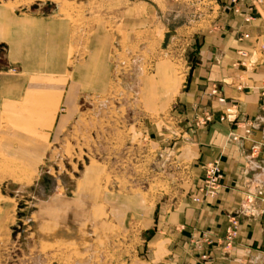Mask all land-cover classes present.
<instances>
[{
	"label": "crops",
	"instance_id": "obj_1",
	"mask_svg": "<svg viewBox=\"0 0 264 264\" xmlns=\"http://www.w3.org/2000/svg\"><path fill=\"white\" fill-rule=\"evenodd\" d=\"M138 10L136 1L120 10L122 22L113 32L102 20L97 21L87 37L85 58L69 69L65 61L66 45L70 44L67 22L65 31L56 18L19 13L14 17L0 5V43L6 46L7 62L18 66V71H0V116L4 114L12 123L6 129L0 126V238L6 235L13 197L29 184L14 177L15 166L26 168L36 180L49 145L60 139L62 127L80 112L75 103L78 94L93 99L109 89L112 56L119 58L123 49L129 55L128 49L138 44V35L150 33L153 27H144V19L134 18ZM241 17V13L219 8L205 29L180 37L188 42V51L195 49L189 55L192 60L183 89H177L175 76L172 82L163 80L166 69L173 73L169 61L154 60L148 76L141 70L143 61L132 58L136 75L129 84L136 98L156 110L180 116L184 127L180 152L196 166L193 181L208 161L216 160L222 170L221 186L214 198L193 202L185 197L177 210L164 215L158 214L159 207L144 205L136 193L97 190L117 226L125 227L129 215L143 214V231L156 230L149 239L153 241L152 256L162 246L172 250L156 264H264V202L254 198L246 204L243 199L246 193H254L264 176V50L258 49L264 42V3L249 22ZM241 33L247 36L240 37ZM239 50L247 56H239ZM48 54L43 65L41 61ZM60 106L63 113L58 112ZM205 111L211 112L213 120L203 127L189 128L193 113ZM63 188L66 196L51 176L39 187L42 197L34 205L37 220L32 224V243L83 239L75 226L83 223H66L64 218L92 211V220L102 212L95 204L81 206L68 216L70 209L62 200L74 191L73 182L64 183ZM228 216L236 218L238 225L231 246L225 248ZM201 254L206 256L204 260Z\"/></svg>",
	"mask_w": 264,
	"mask_h": 264
},
{
	"label": "rangeland",
	"instance_id": "obj_2",
	"mask_svg": "<svg viewBox=\"0 0 264 264\" xmlns=\"http://www.w3.org/2000/svg\"><path fill=\"white\" fill-rule=\"evenodd\" d=\"M134 1L139 9L136 13L139 15L134 18L144 19V27L153 26L151 32L138 35V44L128 49L129 55L123 49L119 58L112 56L114 70L112 69L110 87L105 93L93 99H89L90 96L85 99L84 94H78L75 103L80 112H76L62 127L60 139L49 145L46 160L36 180L32 178V172L15 166L14 177H19L18 180L29 184L13 197V211L6 235L0 238V264H156L165 256L171 255L172 250H166L162 246L157 255L152 256L153 241L149 239L156 230L150 228L148 232L143 231V214L129 215L125 227L117 226L106 212L104 197L99 195L97 190L136 193L144 205L159 207L160 215L177 210L185 197H189L193 202H201L204 198L216 196L222 179L220 166L216 192L211 196L204 194L201 190L205 184L204 166L211 161L203 164L201 175L194 182L197 176L194 170L196 166L183 159L180 152L179 140L184 130L180 116L167 112L166 109L156 110L147 101L139 100L129 84L136 75V63L132 62V58L143 61L140 67L148 76L152 62L163 59L171 63L174 73L166 69L163 80L172 82L175 76L177 89H183L190 64L187 68L182 66L180 58L183 54H180L179 45L172 43L171 38L173 36L180 40L181 36L190 35L201 28L205 29L216 15L215 2L0 0V5L11 10L12 16L19 13L33 17L56 18L63 24L64 21L67 22L70 27V44L66 45L68 51L65 53V61L70 69L73 64H78L85 58L87 37L95 23L102 20L108 31L113 32L122 22L119 11L126 9V6L129 7ZM147 13L154 15L147 18L144 15ZM64 28L66 31V26ZM194 50L186 49L184 52V57L189 63L192 60L189 55H192ZM49 57L48 54L47 59L41 61L43 65ZM7 60L6 46L0 43V71H18V66L8 63ZM62 109L63 106H60L58 112L63 113ZM206 115H209L210 119L205 121ZM0 117L2 129L12 125L4 114ZM213 118L208 111L194 112L189 128L203 127ZM222 118L218 117L221 120ZM177 140L179 143L171 147V143ZM17 170L20 174L16 173ZM46 176L56 179L64 196L67 195L63 188L64 183L73 182L74 191L68 192L66 199L64 197L62 200L65 201L62 202L63 206L66 205L70 209L66 212L68 216L81 206L83 209L85 206L94 207L96 204L102 210L98 213L99 217L94 216L92 220V211H88V214L84 211L78 218L70 216V219H63L66 223H83H75L83 234V239H62L60 242L51 240L50 243L38 245L32 243L35 236L32 224L37 220L33 214L34 205L37 199L42 197L39 187L44 185V182L38 181ZM191 186L192 188L188 189ZM255 191L256 188L253 194L244 195L246 204L257 198ZM83 193H89V196H84ZM248 196L252 197L251 201H247ZM259 201L264 202L261 199ZM230 218L236 220L233 216H228L227 223ZM237 225L238 223L235 233ZM84 236H87V240ZM230 246L231 244H224L225 248Z\"/></svg>",
	"mask_w": 264,
	"mask_h": 264
},
{
	"label": "built area",
	"instance_id": "obj_3",
	"mask_svg": "<svg viewBox=\"0 0 264 264\" xmlns=\"http://www.w3.org/2000/svg\"><path fill=\"white\" fill-rule=\"evenodd\" d=\"M212 1L215 2L216 6H217V8H216L217 11L220 8L221 10L227 9V10H231V11L238 13V14L241 13L242 14L241 18H242L243 22H249L251 19H253L254 14L258 13L259 8L264 3V0H225L224 2H222V4L219 3V0L218 1L212 0ZM263 31H264V29H263ZM246 36H247V33H241L240 34V37H246ZM171 40H172V43H175V44L177 43L179 45L178 46L176 44L179 47L180 54L181 55L183 54L182 57L180 58L182 61V66H184V68L189 67V62L184 57V52L186 50V47L188 46V42H182L181 40H177V37H176V39L173 38V36H172ZM167 47H168V45H167ZM258 49L260 51L264 50V42H261L258 45ZM238 53L242 57L247 56V53L243 50H239ZM180 74L182 75V72ZM209 119H210L209 115H206L205 121L209 120ZM218 177H220L219 165L215 161L208 162L204 166L205 184H204V187L201 189L204 194L211 196L216 192V190L218 188V182H217ZM255 196L261 200H264V176H263L262 181L256 187ZM251 200H252V197L248 196L247 201H251ZM236 223H237L236 220L233 218H230L228 220V224L225 227V233H224V239H223L225 246H229L231 244V242L233 241V238L235 235ZM194 246L196 248L200 247L197 242L194 243ZM205 258H206L205 254L200 255L201 260H204Z\"/></svg>",
	"mask_w": 264,
	"mask_h": 264
},
{
	"label": "water",
	"instance_id": "obj_4",
	"mask_svg": "<svg viewBox=\"0 0 264 264\" xmlns=\"http://www.w3.org/2000/svg\"><path fill=\"white\" fill-rule=\"evenodd\" d=\"M42 179H43V181H41ZM42 179H40V180L38 181V183H43V182L46 180V177H43ZM44 192L47 193L46 190H45Z\"/></svg>",
	"mask_w": 264,
	"mask_h": 264
}]
</instances>
